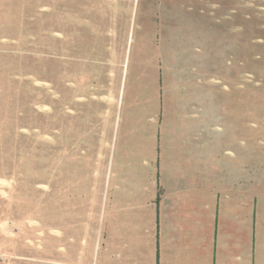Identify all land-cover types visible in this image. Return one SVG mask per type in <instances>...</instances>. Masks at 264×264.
<instances>
[{"label":"rangeland","instance_id":"374dc122","mask_svg":"<svg viewBox=\"0 0 264 264\" xmlns=\"http://www.w3.org/2000/svg\"><path fill=\"white\" fill-rule=\"evenodd\" d=\"M179 128L264 194V0H0V264L87 262L98 160Z\"/></svg>","mask_w":264,"mask_h":264},{"label":"crops","instance_id":"0c3cea01","mask_svg":"<svg viewBox=\"0 0 264 264\" xmlns=\"http://www.w3.org/2000/svg\"><path fill=\"white\" fill-rule=\"evenodd\" d=\"M184 131L163 130L139 163L98 160L90 257L76 264H264V194L210 136L171 134Z\"/></svg>","mask_w":264,"mask_h":264}]
</instances>
